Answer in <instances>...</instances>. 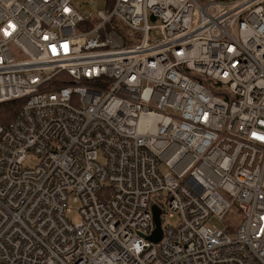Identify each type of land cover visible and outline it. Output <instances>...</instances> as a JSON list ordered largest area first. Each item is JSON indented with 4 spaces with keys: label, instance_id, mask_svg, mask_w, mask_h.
Masks as SVG:
<instances>
[{
    "label": "built area",
    "instance_id": "1",
    "mask_svg": "<svg viewBox=\"0 0 264 264\" xmlns=\"http://www.w3.org/2000/svg\"><path fill=\"white\" fill-rule=\"evenodd\" d=\"M105 8L0 0V264H264V0Z\"/></svg>",
    "mask_w": 264,
    "mask_h": 264
},
{
    "label": "rangeland",
    "instance_id": "2",
    "mask_svg": "<svg viewBox=\"0 0 264 264\" xmlns=\"http://www.w3.org/2000/svg\"><path fill=\"white\" fill-rule=\"evenodd\" d=\"M95 3H96V7L97 9H105V4H106V0H94ZM12 50H13V53H15L16 49L14 47H12ZM18 55V54H16ZM61 77H64V75H61ZM222 96V95H220ZM99 162L102 163V164H105L106 163V160L104 159V157L102 155L99 156ZM161 170V173L162 174H166L168 172V168L165 167V166H162L160 168ZM166 195V194H165ZM68 208L70 209V211L67 213V217L73 222V223H77V222H80L81 220V217H80V214L78 212V206L73 204L72 202H69L68 204ZM178 217H175L173 219H169V224H172V223H177L178 222ZM226 223L228 225H231V226H234L235 228H237L242 220H243V214L237 210V207L235 206L233 209L230 210V212L227 214L226 216ZM219 227H223L222 224H219L218 225Z\"/></svg>",
    "mask_w": 264,
    "mask_h": 264
},
{
    "label": "trees",
    "instance_id": "3",
    "mask_svg": "<svg viewBox=\"0 0 264 264\" xmlns=\"http://www.w3.org/2000/svg\"><path fill=\"white\" fill-rule=\"evenodd\" d=\"M105 10H109L105 8ZM24 100H15L0 104V124L8 127L16 119L24 105Z\"/></svg>",
    "mask_w": 264,
    "mask_h": 264
},
{
    "label": "water",
    "instance_id": "4",
    "mask_svg": "<svg viewBox=\"0 0 264 264\" xmlns=\"http://www.w3.org/2000/svg\"><path fill=\"white\" fill-rule=\"evenodd\" d=\"M153 213H154V223H155V230L152 233L151 236H149L147 239L154 243H159L162 239V228H161V211L157 206L153 207Z\"/></svg>",
    "mask_w": 264,
    "mask_h": 264
}]
</instances>
